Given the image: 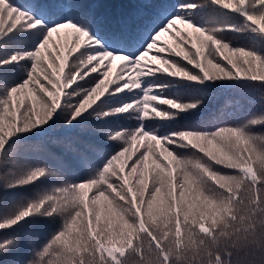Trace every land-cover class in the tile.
Listing matches in <instances>:
<instances>
[{"label":"snow or ice","instance_id":"obj_1","mask_svg":"<svg viewBox=\"0 0 264 264\" xmlns=\"http://www.w3.org/2000/svg\"><path fill=\"white\" fill-rule=\"evenodd\" d=\"M217 85L259 107L173 126ZM0 264H264V0H0Z\"/></svg>","mask_w":264,"mask_h":264},{"label":"trees","instance_id":"obj_2","mask_svg":"<svg viewBox=\"0 0 264 264\" xmlns=\"http://www.w3.org/2000/svg\"><path fill=\"white\" fill-rule=\"evenodd\" d=\"M115 1L116 0H113V3ZM18 2H23V0H18ZM157 2L158 0H155V3ZM165 2H170V0H159L158 4L144 3V5L141 4V6L142 8L156 7ZM113 3L112 5L115 6ZM133 11L134 10H131L128 15ZM239 87V85H217L214 88L208 89L207 91H211L210 99L200 107L199 111H193L191 114H181L174 122L177 124L173 126H182L184 124H195L199 127H212L213 125L225 126L220 124L219 120L239 115V113L235 111L238 105H244L246 108H258L260 101L258 95L245 97L242 93L229 91V89H239ZM200 91V88L192 87L188 83L172 84L168 88L169 94L166 97H163V99L173 98V94H178L185 99H189L191 95L199 94ZM154 104H160V100L155 101ZM50 135L52 137H59L62 135V132L61 130L56 129L52 131ZM48 148L53 153L61 152V148L57 144L49 143ZM252 159L254 163L259 162L256 159V156H253Z\"/></svg>","mask_w":264,"mask_h":264},{"label":"rangeland","instance_id":"obj_3","mask_svg":"<svg viewBox=\"0 0 264 264\" xmlns=\"http://www.w3.org/2000/svg\"><path fill=\"white\" fill-rule=\"evenodd\" d=\"M94 2L96 5L99 6L101 12H104L108 15H113V16H126L131 10L142 8L140 2L138 1L133 2V0H116L114 3H113V0H94ZM112 3L115 6H113ZM177 30H186V26L178 23ZM175 31L176 30L163 33L160 37V41H161L160 46L166 47L167 49L175 48V45L179 42V38L175 36ZM186 31H190V30H186ZM68 32H70L69 29H61L59 30V32L53 33L52 40L47 46L48 50H51L54 47L56 49V53L60 54V51L65 44L66 33ZM184 34H186V32ZM67 39H68V42L70 43L71 38L68 37ZM156 51H158V49H155L152 52H150L149 57L145 58V62H151L149 58L153 56ZM119 66H120L119 61L113 62V69L109 77L110 79L115 78L117 72L119 71ZM166 106L169 107L168 105H165L164 107Z\"/></svg>","mask_w":264,"mask_h":264}]
</instances>
